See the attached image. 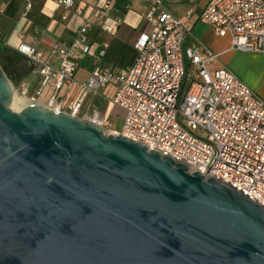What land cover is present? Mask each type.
<instances>
[{
  "label": "water",
  "instance_id": "95a60500",
  "mask_svg": "<svg viewBox=\"0 0 264 264\" xmlns=\"http://www.w3.org/2000/svg\"><path fill=\"white\" fill-rule=\"evenodd\" d=\"M12 56L32 67L0 50V264H264L262 206L70 112L14 111Z\"/></svg>",
  "mask_w": 264,
  "mask_h": 264
},
{
  "label": "built area",
  "instance_id": "2783aa9c",
  "mask_svg": "<svg viewBox=\"0 0 264 264\" xmlns=\"http://www.w3.org/2000/svg\"><path fill=\"white\" fill-rule=\"evenodd\" d=\"M53 1L60 20H81L76 35L66 45L47 48L19 44L16 53L29 60V71L40 79L32 93L23 77L16 85L11 82L13 96L26 104L82 113L103 132L157 150L186 165L188 172L214 177L264 208V98L225 64L208 70L218 53L194 35L191 9L179 19L160 0H151L143 15L147 30L134 43L133 62L118 69L96 67L78 84V96L67 100L66 89L75 82L73 59L89 53L87 32L114 0L95 1L89 13L80 0ZM198 20L218 36L229 35L230 49L264 53V0H208ZM121 23L116 18L102 31L111 33ZM111 82V103L123 111L118 129L86 102L88 92L97 95Z\"/></svg>",
  "mask_w": 264,
  "mask_h": 264
},
{
  "label": "crops",
  "instance_id": "0c3cea01",
  "mask_svg": "<svg viewBox=\"0 0 264 264\" xmlns=\"http://www.w3.org/2000/svg\"><path fill=\"white\" fill-rule=\"evenodd\" d=\"M95 1L97 0H80L87 13L92 10ZM150 2L151 0H114L113 5L103 12L98 25H94L87 32L89 53L84 57H74L73 59L77 63L75 72L79 71L80 78L68 87L69 90L74 91L72 98L70 96L68 98V89H66L67 100L78 96V84L85 81L96 67L118 69L133 62L137 53L134 43L139 35L147 30L143 15L150 7ZM160 2H162L164 9L179 19H185V12L191 9L192 14L188 22L192 26L194 35L208 49L218 54L230 49L232 43L229 35L223 36L228 39L227 44L218 45L216 43L218 38L223 37L216 35L211 25H206L198 20L199 14L208 0H160ZM27 3H30L29 8L26 7ZM116 18H121L122 23L113 32L105 33L102 31L104 25L114 24ZM0 21L4 22L2 23L3 28L0 30H8L2 44L6 50L16 52V47L22 43H27L36 48H47L52 43L66 45L76 35L75 31L81 20L77 18L60 20L59 10L53 0H0ZM103 43H107L106 48L102 46ZM210 44L215 46V49H212ZM82 58H86V65L82 66L80 62ZM81 67H83L82 70L79 69ZM228 68L233 71L230 67ZM19 71L21 68L17 67L11 73L16 80V74ZM233 72L237 74L235 71ZM23 79L29 82V92L32 93L40 78L27 70L24 71ZM253 91L257 93L255 89ZM262 93L264 95V91ZM105 117L109 119L106 115ZM109 120L111 121V119ZM113 124L115 123L113 122Z\"/></svg>",
  "mask_w": 264,
  "mask_h": 264
},
{
  "label": "rangeland",
  "instance_id": "374dc122",
  "mask_svg": "<svg viewBox=\"0 0 264 264\" xmlns=\"http://www.w3.org/2000/svg\"><path fill=\"white\" fill-rule=\"evenodd\" d=\"M2 21H0V29L2 30ZM228 39L226 37L218 38V45L227 44ZM212 49L215 46L211 45ZM0 50H6L0 39ZM8 51V50H6ZM219 60L211 61L207 67L209 71H212L217 65L225 64L235 71L246 83H248L257 93L264 98V53L258 52H246L243 50L227 49L223 53L218 54ZM86 58L81 59L82 66L86 65ZM83 67L79 68L82 70ZM13 74H7V78L11 80L13 85H16L17 80L12 76ZM75 80L80 78L79 71L74 74ZM115 86L111 82L104 89H99V94L92 95L87 93L86 102L91 105L95 110H98L103 116H107L115 124L113 127L118 129L121 124L123 111L117 106L111 103V98L115 93ZM74 91L68 89V98H72ZM82 118V113L78 115Z\"/></svg>",
  "mask_w": 264,
  "mask_h": 264
},
{
  "label": "bare ground",
  "instance_id": "6f19581e",
  "mask_svg": "<svg viewBox=\"0 0 264 264\" xmlns=\"http://www.w3.org/2000/svg\"><path fill=\"white\" fill-rule=\"evenodd\" d=\"M25 105H26V103L24 101H21V100L17 99L15 96H13V99H12L11 104H10V108H12L14 111H20ZM104 133H106V132H104Z\"/></svg>",
  "mask_w": 264,
  "mask_h": 264
},
{
  "label": "flooded vegetation",
  "instance_id": "af4514ba",
  "mask_svg": "<svg viewBox=\"0 0 264 264\" xmlns=\"http://www.w3.org/2000/svg\"><path fill=\"white\" fill-rule=\"evenodd\" d=\"M18 62V58L16 56H12L10 59H9V64L10 63H13L15 65L14 69L17 68V65L16 63Z\"/></svg>",
  "mask_w": 264,
  "mask_h": 264
},
{
  "label": "trees",
  "instance_id": "16d2710c",
  "mask_svg": "<svg viewBox=\"0 0 264 264\" xmlns=\"http://www.w3.org/2000/svg\"><path fill=\"white\" fill-rule=\"evenodd\" d=\"M7 34H8V30H5V31L0 30V39L2 42H3V39L5 38L4 36H6ZM12 71H10V73H12ZM10 73H8V74H10Z\"/></svg>",
  "mask_w": 264,
  "mask_h": 264
}]
</instances>
